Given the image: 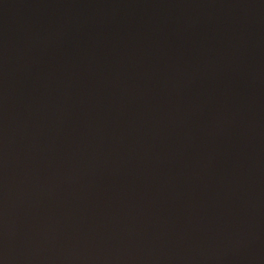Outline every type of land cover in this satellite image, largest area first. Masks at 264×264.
<instances>
[{"label": "water", "instance_id": "1", "mask_svg": "<svg viewBox=\"0 0 264 264\" xmlns=\"http://www.w3.org/2000/svg\"><path fill=\"white\" fill-rule=\"evenodd\" d=\"M0 264H264V0H0Z\"/></svg>", "mask_w": 264, "mask_h": 264}]
</instances>
